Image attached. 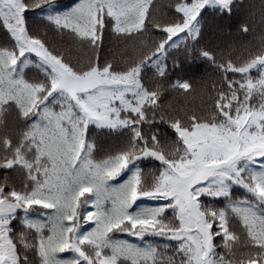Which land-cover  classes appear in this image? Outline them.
Wrapping results in <instances>:
<instances>
[{
    "label": "snow or ice",
    "instance_id": "obj_1",
    "mask_svg": "<svg viewBox=\"0 0 264 264\" xmlns=\"http://www.w3.org/2000/svg\"><path fill=\"white\" fill-rule=\"evenodd\" d=\"M235 2L0 0V264H264V37L201 43ZM174 52L219 77L206 109L162 103L194 91Z\"/></svg>",
    "mask_w": 264,
    "mask_h": 264
},
{
    "label": "trees",
    "instance_id": "obj_2",
    "mask_svg": "<svg viewBox=\"0 0 264 264\" xmlns=\"http://www.w3.org/2000/svg\"><path fill=\"white\" fill-rule=\"evenodd\" d=\"M62 3L71 4L73 0H61ZM154 13L161 18H168L174 11V4L176 0H153ZM215 14L209 10V13L205 16V21L208 25L205 29L204 39L202 44H211L213 47L220 45L221 48L227 52L229 48L232 49V58L235 60L238 57L245 55V49H255L259 47V42L264 37V0H236L235 7L233 9V16L230 20H227L229 27H226L223 31H218L213 26V20ZM29 26L35 28L39 25L38 17L29 15ZM246 25L248 32L243 33L240 31V26ZM42 27V25H40ZM50 38L59 40V36L55 33L49 32ZM70 39V38H65ZM7 41L5 33L0 30V46H3ZM121 43L116 41L115 37L105 36V51L104 55L120 56ZM74 55H87V50L74 51ZM172 58H179L185 62L187 76L191 78L194 86V91L189 94H184L182 91H170L165 94L162 103L166 108L170 106L171 111L178 109H189L195 111H201L206 109L210 101L208 99L205 86L210 90L214 81L219 77L216 75L213 69H211L206 62L191 58V62L185 58L182 52H174L172 57L169 58L170 62ZM255 75V73H253ZM7 124L9 130L14 125V114L7 117ZM107 140L106 137H102ZM112 142V141H108ZM2 155V153H0ZM145 169L152 167L150 164L144 165ZM4 172L0 170V181H3ZM20 177L16 173L10 174L9 183H16L19 186ZM124 239H133L131 237L122 236ZM138 242V241H134ZM170 254V253H169Z\"/></svg>",
    "mask_w": 264,
    "mask_h": 264
}]
</instances>
